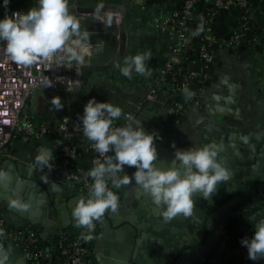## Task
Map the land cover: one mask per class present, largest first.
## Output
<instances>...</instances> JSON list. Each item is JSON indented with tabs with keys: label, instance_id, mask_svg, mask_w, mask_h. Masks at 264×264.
<instances>
[{
	"label": "crops",
	"instance_id": "crops-1",
	"mask_svg": "<svg viewBox=\"0 0 264 264\" xmlns=\"http://www.w3.org/2000/svg\"><path fill=\"white\" fill-rule=\"evenodd\" d=\"M252 1L253 28L257 32L255 35L259 37L260 43L253 45V39L252 44L248 43L240 49L219 50L213 65L214 81L204 90L202 104L189 110L180 126H174L167 119L165 110L167 89L166 85L160 81L159 73L172 58L171 35L161 22L162 18L170 15L175 0H69V11L80 21L81 31H88L90 34L91 54L85 57V64L94 65V68L90 71L85 87L81 89L79 85L80 93L73 94L75 97L71 105L61 103L63 107L57 109L56 105L48 101L42 92L32 93L29 99L32 116L39 122L53 125L68 114L69 106L83 114L84 106L92 97H95L97 101H108L118 105L123 110L122 114L143 102L136 119L141 121L142 127L147 132L162 130V140L156 146L158 157L155 161L160 168L171 165L176 149L213 144L224 135L223 133L250 135L264 130V0ZM25 3L19 9L28 11L33 7V0ZM80 5H114L121 7L122 12L83 14L78 12ZM109 16L112 17L111 26H107ZM219 21L226 23L229 27L226 21ZM121 25H124L126 31L124 52L120 48ZM146 51L151 52V58L145 61L150 75L133 72L129 78L116 67L118 63L123 66L125 58ZM224 143V148L227 150L230 149L229 144L235 145L236 149L242 146L241 141L237 139ZM55 144L49 140L17 142L18 160L14 162L22 170V175L32 172L33 178L45 184L46 181L35 174L30 162H36V156L42 152L53 154ZM36 164L40 165L37 162ZM11 167L16 166L7 163V159L0 158V173H12ZM255 183L264 182L255 181ZM62 188L61 190L58 188V191L53 189L54 198L65 197L67 200L73 198L69 188ZM140 189L134 180L126 184L125 207L129 201L134 200L136 195L139 197L142 195L139 192ZM256 192H258L257 189ZM1 194H6L2 186H0V197ZM50 195L49 192V197ZM254 197L255 195L244 204L246 206L250 203L258 204L259 208L263 209L264 205L253 201ZM12 201H16L19 206L16 205L13 209L9 207L8 201H0V213L15 225L38 230L47 240L51 239L56 230L66 229L74 222L71 213L76 202L72 204L70 220L67 221L57 208L50 209L46 215L44 207L46 208L47 201L44 198L35 196L30 202L23 196V199ZM238 207L239 205L232 206V210ZM258 211V209L254 210L255 213ZM113 212L118 210L108 209L104 214L110 216ZM230 212L231 210L222 211L216 217L217 223H213L214 226L219 228L222 220L230 217ZM235 216L239 217L236 214ZM241 217L251 222L247 219L245 212ZM59 222L63 227L59 225ZM96 226L98 229L97 223ZM212 228L215 230L213 226ZM108 236L110 238V235ZM4 250L8 252L7 263L19 264L22 259L23 264H28L21 251L13 244H8ZM192 259H194L193 255L187 260ZM256 262L263 264L264 259ZM94 264H98L95 252Z\"/></svg>",
	"mask_w": 264,
	"mask_h": 264
},
{
	"label": "built area",
	"instance_id": "built-area-1",
	"mask_svg": "<svg viewBox=\"0 0 264 264\" xmlns=\"http://www.w3.org/2000/svg\"><path fill=\"white\" fill-rule=\"evenodd\" d=\"M201 1L179 0V7L173 8L170 15L162 18L161 22L168 29L172 39V58L159 74L160 81L166 85L167 89L165 99L167 119L174 126L182 124L187 110L200 105V95L206 89L204 83L210 78L207 69L217 54L216 50L218 48L240 49L247 33L254 30V9L250 0H212L213 5L208 8L209 13L197 10ZM35 5L36 0H33V7ZM231 9L241 10L239 22L228 27L226 31L228 38L220 39L215 32L214 14ZM17 10L27 12L24 9L7 8L0 11V18L11 15ZM195 40L202 42L199 48L194 46ZM257 43H260V39L255 35L253 45ZM214 47L217 49L215 50ZM195 57L203 60L199 67L196 66ZM191 58H193L191 71L184 73L182 79L178 80L174 71L181 73L185 68L183 65L185 59ZM175 65L178 67L175 68ZM193 65H195L194 69ZM80 67L81 65L74 60L67 58L60 60L55 57L51 60L39 61L31 66L20 65L11 60L5 52L3 43L0 42V158L17 161V142L44 140L55 142L51 169L48 166L37 165L36 162H30V166L40 178L69 188L73 197L87 198L88 189L93 183L87 173L96 162H102L103 157H100L92 147V142L83 136L79 119L82 114L69 106L68 114L52 125L35 120L29 105L30 96L35 91L58 100V94L61 92L80 93ZM167 74L172 75L169 81L166 79ZM49 82H52V86L45 87V84ZM196 82L202 84L195 90L194 98L186 109L181 102H177L176 96L179 91ZM60 103L64 102L60 101ZM142 105L143 102L133 109L124 111L119 119L114 120L113 127L124 126L128 114L136 119ZM149 132L157 134L155 144L162 140V130ZM109 155L114 153L109 152ZM135 171V166L125 165L124 171L119 175L131 177ZM107 183L108 187L118 194L119 206H121L126 202L124 191L126 185L116 188L110 179ZM241 216L237 217L241 229L248 234L254 233L253 224ZM225 222L222 221L217 240L211 247L214 255L206 264H228L222 261V256L229 252L227 246L229 237ZM93 223L94 228L89 233L87 228L77 227L74 218L72 226L56 230L49 239L51 244L43 247L38 246L41 242L38 230L15 225L0 213V248L4 249L8 244H13L21 251L28 264H54L55 261H59L60 264H94L92 245L97 231L96 220ZM89 234L92 239L83 238L84 235Z\"/></svg>",
	"mask_w": 264,
	"mask_h": 264
},
{
	"label": "clouds",
	"instance_id": "clouds-1",
	"mask_svg": "<svg viewBox=\"0 0 264 264\" xmlns=\"http://www.w3.org/2000/svg\"><path fill=\"white\" fill-rule=\"evenodd\" d=\"M2 3L7 8L10 0H2ZM111 24L112 17L109 16L107 26ZM0 42L13 62L25 66L54 57L84 65L85 57L91 54L90 34L81 31L80 21L69 11V0H36V5L27 12L17 10L0 18ZM150 58V51L138 53L125 58L123 66L118 63L116 67L129 78L133 72L150 75L145 64ZM50 86L52 82L45 84V87ZM184 92L191 95L187 88ZM52 103L57 109L63 107L56 98ZM122 111L112 102L97 101L92 97L79 117L83 136L92 142L103 161L96 162L87 173L93 180L88 196L81 198L72 211L77 227L87 228L90 233L94 220L101 218L108 209H118L119 196L108 187L109 179L116 188L134 180L167 219L177 215L191 216L195 194L208 199L219 182L230 179L229 169L217 159L215 144L176 149L171 165L158 167L154 143L157 134L147 132L141 121L130 114L126 116L124 126L113 127L114 120L122 116ZM109 152L114 155H109ZM51 160L52 153L42 152L36 156V162L49 169L53 166ZM125 165L135 166L136 171L131 177L119 175ZM2 178H6L5 174L0 173ZM12 203L17 205L16 201ZM253 219L254 234L250 238H242L240 243L246 247L248 259L259 261L264 259V211L253 214ZM83 238L90 240L92 236L84 235ZM7 258V252L0 248V264H6Z\"/></svg>",
	"mask_w": 264,
	"mask_h": 264
},
{
	"label": "water",
	"instance_id": "water-1",
	"mask_svg": "<svg viewBox=\"0 0 264 264\" xmlns=\"http://www.w3.org/2000/svg\"><path fill=\"white\" fill-rule=\"evenodd\" d=\"M78 12L83 14L116 13L122 12V8L114 5H80L78 7ZM227 28L228 26L226 23L217 21L215 32L220 36L228 38L229 35L226 32ZM120 48L122 52H124L126 48V31L124 25H121ZM93 68L94 65L91 64L81 65L79 78L81 89L85 87L90 71ZM192 68L194 69L195 65H193ZM37 92L39 91H35L33 94H36ZM44 96L48 101H53L48 95ZM223 134L224 135H222L218 141H214L213 144H218L217 159L229 169L231 173L230 179L228 181L219 182L216 191L208 199H204L200 194H195L194 210L192 215L188 217L177 215L171 219H167L162 216L160 209L152 212V209L149 206L135 212L132 208L133 206H137L138 195L135 196L133 201L128 202L127 206H129V208L124 211L127 213L135 212L139 216L150 212V217L148 218L149 222H157L158 225L152 227L145 223L139 225L135 216L122 214L123 224L118 228L119 225L116 224L114 220H111V217L108 216V214H104L101 218L96 220L99 232L97 239H94L95 242L93 241L92 245L98 264H183L186 261L190 264H203L204 256L202 255L201 257H195V259L190 261L187 260L189 258L187 255L188 251L186 250L187 244H183V242L180 241L177 242L172 238L171 231L177 232L172 226H178V228L180 226L182 228L185 227L193 236L195 235V232L196 234L198 233L199 237L193 238L192 243H196L200 239L206 237V241L201 240L203 242L202 245L204 246L201 254L208 255L211 253V247H213L217 240L216 235L219 234L218 229L214 232L212 225L217 221L216 217H218L222 211L231 210L229 213L230 217H234L235 214H238L239 216L245 212L247 219L253 224L255 223V219H253V214H255L254 210L258 209L259 211H264V208H259L258 204L254 205L251 203L249 206H246L244 203L249 201V199L255 195L253 201L260 202L264 205V183H255V181L264 182V171H262V167L264 166V130L253 132L251 134L249 133L250 135H242V133H229V135H225V133ZM236 139L242 143V146H240L239 149H236L233 144H229V150L224 148V142L235 141ZM157 145L159 144L156 143L155 146ZM7 163L13 164V166L15 165L16 167H11L13 174L5 173L6 178L0 179V186L3 187L6 193L1 194L0 201H8L9 207L15 209L16 205L12 203V200L23 199V196H25L31 202L35 196H38L47 201L46 208L44 207V213L46 215L50 209L57 208L60 210L65 220H70V209H72V204L75 202L78 203L80 197H73L69 200L65 197L56 199L52 193L54 192L53 189L55 191H58V188H60V190L63 189V186L60 183L51 180H45V184L43 182L41 183L33 178L32 172L23 176L22 170L17 167L14 161L7 160ZM256 189L258 192H256ZM140 190L139 192L141 194L149 197V195L142 189ZM48 191L51 194L50 197ZM125 203L126 202L119 206L117 210L120 211L121 209L126 208ZM237 205H239V207L232 210V206L235 207ZM22 212L23 211H21V213ZM230 217H227L224 221H229ZM173 219L176 220L175 223H172ZM177 220L181 222L180 226L178 225ZM59 225L63 227L60 222ZM169 225L171 229L166 228ZM111 227L116 229L112 232L114 235L113 242L108 239L110 233L106 231V229H110ZM140 231L142 233H140ZM149 234H152L153 236H150ZM162 236L163 239L160 243L165 244L167 247L164 245L163 250L159 249V256H157V253L154 251L149 254V251L144 249V247L151 245L148 241H155L154 237L162 238ZM110 238L112 237L110 236ZM122 242L129 245H124ZM108 246L114 251L112 254L109 250L105 249V247ZM109 256H113V259ZM22 262L23 260L21 259V263L19 264L24 263ZM6 264L12 263L6 262Z\"/></svg>",
	"mask_w": 264,
	"mask_h": 264
},
{
	"label": "trees",
	"instance_id": "trees-1",
	"mask_svg": "<svg viewBox=\"0 0 264 264\" xmlns=\"http://www.w3.org/2000/svg\"><path fill=\"white\" fill-rule=\"evenodd\" d=\"M179 0H175L174 4H173V8H177L179 7L180 3H178ZM251 2V5L253 7V1L250 0ZM213 5V1L212 0H202L198 6H197V10L198 11H204L206 13H209V10L208 8L211 7ZM240 14H241V10L239 9H231V10H224V11H218L214 14V19H215V27H216V22L219 21V20H224L228 23L229 27L230 26H234L236 25L238 22H239V17H240ZM257 32L255 30L247 33L246 37H245V40L243 41L242 45H241V48L242 47H245L248 43L252 44V41L255 37V34ZM220 39H223L224 37L220 36V35H217ZM201 41L200 40H195L194 41V46L195 47H200L201 46ZM214 49L216 50L217 48L214 47ZM219 50H221L220 48H218L216 50V53L215 54V58L214 60L210 63V67L207 69V71L210 73V78L207 79V81L204 83L205 87L207 88L208 85H210L213 81H214V72H213V68H214V64L217 60V55H218V52ZM192 59H185V63L183 64L184 65V70L180 73V72H177V71H174L178 77V80H181L184 73L186 72H190L191 71V62H192ZM196 59V66L199 67L202 63H203V60L201 58H198V57H195ZM178 67L177 65H175V68ZM172 75L170 74H167L166 75V79L169 81L172 77ZM202 83H199V82H196V83H192L190 84L187 89H188V92L191 93V95H187L185 92H184V89L179 91L177 96H176V100L177 102H181L183 105H184V108L187 109L188 105L191 103L192 99L194 98V93H195V90L201 86ZM200 105L202 104L203 102V96L202 94L200 95ZM189 110H187L188 112ZM72 226V224L70 225ZM225 226H226V231H227V235L229 237V241L227 243V246H228V253L227 254H224L222 256V261L224 263H228V264H259L257 263L256 261H252L250 259H248V254H247V249L246 247L242 246L240 241L242 238H250L252 237V235L254 233H246L244 232L241 227H240V222H239V219L234 216V217H230L229 221H226L225 222ZM57 237V236H55ZM58 238V237H57ZM56 238V239H57ZM40 239H41V242L38 246H43V247H48V245H50V241L43 238L40 234ZM213 249H211V253L207 255V259L205 261V264L208 263V261L213 257ZM54 264H60L59 261H55Z\"/></svg>",
	"mask_w": 264,
	"mask_h": 264
},
{
	"label": "flooded vegetation",
	"instance_id": "flooded-vegetation-1",
	"mask_svg": "<svg viewBox=\"0 0 264 264\" xmlns=\"http://www.w3.org/2000/svg\"><path fill=\"white\" fill-rule=\"evenodd\" d=\"M147 206H149V207H151V209H152V212H154L155 210H157V209H160L159 207H157L152 201H151V198L150 197H148V196H146V195H141L140 197H139V199H138V203H137V206H133V210H135V212L137 211V210H142V208H144V207H147ZM129 208V206H126V208H123V209H121L120 211H122V212H120V211H118V212H113L112 214H110V216H111V220H114L115 222H116V224H118L119 226H118V228H120L121 226H122V224H123V217H122V214H125V215H131V216H135L136 218H137V221L139 222V225L141 224V223H145L146 225H150L151 227L152 226H155V225H158L157 224V222H154V223H152V222H149V220H148V218L150 217V215H149V213H147V214H145V215H137L135 212L134 213H127L126 211H124L125 209H128ZM158 219V218H157ZM224 220V219H223ZM222 220V221H223ZM192 221V220H191ZM176 222V220H174L173 219V222L172 223H175ZM177 223H178V225L180 226L181 224V222L180 221H178L177 220ZM215 223H217V221H215ZM214 223V224H215ZM214 224L212 225L213 227H215V230H214V232L218 229L219 230V228L218 227H216V226H214ZM175 225V224H174ZM173 227V229H176L177 230V232H172L171 231V235H172V238L174 239V240H176L177 242L178 241H180V242H183V244H187V248H186V250L188 251V257L189 256H191V255H193V257H194V259H195V257H201V255L202 256H204L203 258H204V262H205V260H206V258H207V255L206 254H201V251L203 250V245H202V241L201 240H204V241H206V237H204V238H202V239H200L198 242H196V243H192V239L193 238H196V237H199V235H198V233L196 234V232H195V235L193 236L192 234H191V232H188V230H187V228H182L181 226L178 228V226H172ZM167 229H171V227H170V225L169 226H167L166 227ZM113 230H116V229H114L113 227H111L110 229L108 228V229H106V231H108V233H110V236L112 237V238H109L110 239V241H112L113 242V237H114V235H113ZM196 231V230H195ZM98 232H99V229H97V231H96V234H95V240L97 239V237H98ZM140 233H142L141 231H140ZM150 236H153L152 234H149ZM163 235V234H162ZM205 235V234H204ZM216 236H218V235H216ZM155 238V241H148L151 245H149V246H147V247H144V249H147L148 251H149V254H151L152 253V251H154L155 253H157L156 255L157 256H159L160 255V253H159V249L160 250H163L164 249V245L165 244H161L160 242H162V239H163V236H162V238L161 237H154ZM95 242V241H94ZM124 245H129V244H127V243H124V242H122ZM163 243H164V241H163ZM189 243V244H188ZM166 246V245H165ZM167 247V246H166ZM105 249H107V250H109V252L112 254L114 251H112V249L111 248H109V246L108 247H105ZM110 254V255H111ZM105 257V256H104ZM110 258H112L113 259V256H109ZM106 263V262H105ZM183 264H190V263H187V262H185V263H183Z\"/></svg>",
	"mask_w": 264,
	"mask_h": 264
},
{
	"label": "rangeland",
	"instance_id": "rangeland-1",
	"mask_svg": "<svg viewBox=\"0 0 264 264\" xmlns=\"http://www.w3.org/2000/svg\"><path fill=\"white\" fill-rule=\"evenodd\" d=\"M28 0H10L9 5L7 6V8H16V7H21V5L26 4L25 2ZM0 11H2V9H5V7L3 6L2 0H0ZM75 95L70 94V93H65V92H61L58 94V98L60 100H62L64 102L65 105H71L72 102L74 101ZM45 181V180H43Z\"/></svg>",
	"mask_w": 264,
	"mask_h": 264
}]
</instances>
